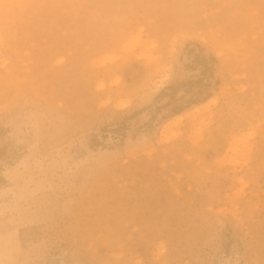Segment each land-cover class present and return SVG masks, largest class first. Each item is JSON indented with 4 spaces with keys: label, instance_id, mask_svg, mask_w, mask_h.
<instances>
[{
    "label": "rangeland",
    "instance_id": "obj_1",
    "mask_svg": "<svg viewBox=\"0 0 264 264\" xmlns=\"http://www.w3.org/2000/svg\"><path fill=\"white\" fill-rule=\"evenodd\" d=\"M0 264H264V0H0Z\"/></svg>",
    "mask_w": 264,
    "mask_h": 264
},
{
    "label": "trees",
    "instance_id": "obj_2",
    "mask_svg": "<svg viewBox=\"0 0 264 264\" xmlns=\"http://www.w3.org/2000/svg\"><path fill=\"white\" fill-rule=\"evenodd\" d=\"M188 57L190 58V62L192 65L197 66L203 76H206V78L211 79L213 76V66L215 63V58L205 54V50L201 48L198 45H194L193 47H189L187 51ZM201 80L196 82L197 84H200ZM201 87H203L202 92L197 91L192 94V96L188 98H183L184 96L178 98L177 92L178 88H172L169 89L171 92L162 91L158 97V100H161L164 96L169 98V101L166 103V105H173L169 109V114L174 115L180 113L182 110L190 107L193 104H198L200 102H203L208 98L209 94L205 92V87L209 86L208 84H201ZM190 92V91H188ZM186 92V93H188ZM185 93V90H184ZM202 95L204 96H200Z\"/></svg>",
    "mask_w": 264,
    "mask_h": 264
},
{
    "label": "bare ground",
    "instance_id": "obj_3",
    "mask_svg": "<svg viewBox=\"0 0 264 264\" xmlns=\"http://www.w3.org/2000/svg\"><path fill=\"white\" fill-rule=\"evenodd\" d=\"M211 99H212V98H211ZM211 99H208L206 103H204V104L201 105V107L206 106V105L211 101ZM199 108H200V107H199ZM179 117H180V116H177L176 118H179Z\"/></svg>",
    "mask_w": 264,
    "mask_h": 264
}]
</instances>
